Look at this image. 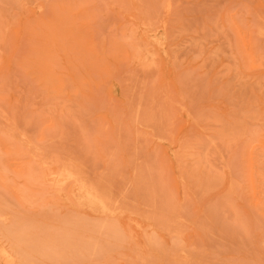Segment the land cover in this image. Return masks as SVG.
Wrapping results in <instances>:
<instances>
[{
	"label": "rangeland",
	"instance_id": "obj_1",
	"mask_svg": "<svg viewBox=\"0 0 264 264\" xmlns=\"http://www.w3.org/2000/svg\"><path fill=\"white\" fill-rule=\"evenodd\" d=\"M0 264H264V0H0Z\"/></svg>",
	"mask_w": 264,
	"mask_h": 264
}]
</instances>
